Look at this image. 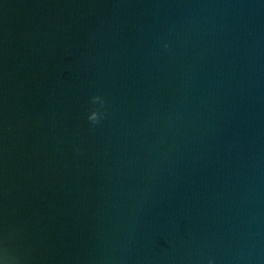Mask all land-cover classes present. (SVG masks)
Here are the masks:
<instances>
[{"label":"water","instance_id":"water-1","mask_svg":"<svg viewBox=\"0 0 264 264\" xmlns=\"http://www.w3.org/2000/svg\"><path fill=\"white\" fill-rule=\"evenodd\" d=\"M210 261L264 264V0H0V264Z\"/></svg>","mask_w":264,"mask_h":264},{"label":"clouds","instance_id":"clouds-1","mask_svg":"<svg viewBox=\"0 0 264 264\" xmlns=\"http://www.w3.org/2000/svg\"><path fill=\"white\" fill-rule=\"evenodd\" d=\"M91 103L93 105L99 104V108H94L93 110H91L90 114L88 115V120L92 125H96L98 124L104 117V113L100 110L104 107L105 105V100L99 96V95H95L91 97ZM209 264H211V261L209 262Z\"/></svg>","mask_w":264,"mask_h":264}]
</instances>
